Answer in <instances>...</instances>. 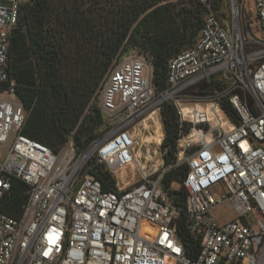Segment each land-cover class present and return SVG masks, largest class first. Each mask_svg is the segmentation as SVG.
Listing matches in <instances>:
<instances>
[{"label":"built area","instance_id":"built-area-1","mask_svg":"<svg viewBox=\"0 0 264 264\" xmlns=\"http://www.w3.org/2000/svg\"><path fill=\"white\" fill-rule=\"evenodd\" d=\"M31 1L0 0V199L11 177L28 186L19 218L0 211V264H264V0H252L260 39L246 0H227L221 10L198 0L207 8L200 36L170 61L163 92L144 54L115 60L97 94L104 128L82 153L72 138L54 153L23 134L29 111L16 96L10 49ZM202 84L215 88L191 93ZM164 103L179 117L169 165L163 151L156 163L144 154L137 130L151 116L161 124ZM93 158L115 181L128 170L140 180L105 190L87 172ZM181 166L185 216L200 243L195 259L185 254L180 211L162 187Z\"/></svg>","mask_w":264,"mask_h":264},{"label":"trees","instance_id":"trees-1","mask_svg":"<svg viewBox=\"0 0 264 264\" xmlns=\"http://www.w3.org/2000/svg\"><path fill=\"white\" fill-rule=\"evenodd\" d=\"M223 0L215 1L214 9ZM222 4V3H221ZM207 8L198 0H32L23 6L12 36L10 73L16 96L29 111L23 134L59 153L70 138L77 153L99 136L104 120L98 93L114 61L138 49L148 54L157 93L167 88L170 61L192 48L200 36ZM215 87L202 84L194 95ZM0 87V92L3 91ZM233 115V113H232ZM175 106L164 103L162 151L166 165L176 160L179 119ZM87 172L105 190L116 181L93 158ZM187 167L169 171L162 182L179 209L177 234L187 257L195 259L200 243L189 228L183 186ZM12 189L0 199V211L19 218L28 186L11 177Z\"/></svg>","mask_w":264,"mask_h":264},{"label":"rangeland","instance_id":"rangeland-1","mask_svg":"<svg viewBox=\"0 0 264 264\" xmlns=\"http://www.w3.org/2000/svg\"><path fill=\"white\" fill-rule=\"evenodd\" d=\"M215 1H218V0H215ZM215 1H214V3H215ZM221 3H220V5H221L220 10L225 9V7L227 5V0H223V2H221ZM245 9L248 13V17L250 20V26H251V30L253 32V35L256 38L260 39L261 33L258 30V25L256 23L255 16H254V12H255L254 2L252 0H246L245 1ZM249 50H250V48H249ZM138 52H139V54H144L148 58L147 53H144L138 49H131V50H128L127 52L124 53V55L122 56V59L132 57L133 55H135ZM98 102H99V99H97V103ZM159 118L161 121L160 126L158 125L159 120H158L157 116H151L145 122H143L141 125H139L137 127V129L143 133V139L147 143V145H145L143 148L144 154L147 155V153L149 151L148 155L152 157L154 163H156V160L159 157V153L162 151V145H159V144L160 143L162 144L163 140H164V130H163L161 114H159ZM103 128H104V123H103L102 127L99 129V133ZM155 133L157 135L160 133L163 135L160 142H157L156 139L154 138L157 136ZM155 152L158 153L157 156H156ZM143 163H145L144 160H143ZM103 166H104L105 170H107L106 166L105 165H103ZM121 178L122 179H119L116 182H119L121 185L129 184L128 186H133L135 183H137L140 180V175H139L138 171L136 172V174H134V172H132L131 170H128L127 174H125V176H122ZM215 215L223 218V217H225V212L223 209H220L217 212H215ZM172 264H174V263H172Z\"/></svg>","mask_w":264,"mask_h":264},{"label":"bare ground","instance_id":"bare-ground-1","mask_svg":"<svg viewBox=\"0 0 264 264\" xmlns=\"http://www.w3.org/2000/svg\"><path fill=\"white\" fill-rule=\"evenodd\" d=\"M155 119V118H154ZM158 121V120H157ZM158 125L160 126V123H158ZM138 130V129H137ZM139 131V130H138ZM157 131V130H156ZM158 133V132H157ZM156 134V133H155ZM157 135V134H156ZM163 135L160 133L158 134L156 137H154L156 139L157 142H160V140L162 139Z\"/></svg>","mask_w":264,"mask_h":264}]
</instances>
